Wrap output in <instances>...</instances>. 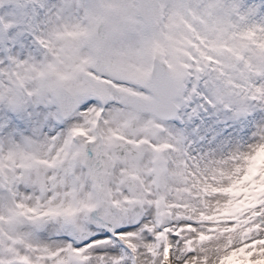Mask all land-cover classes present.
I'll list each match as a JSON object with an SVG mask.
<instances>
[{"label":"snow or ice","instance_id":"1","mask_svg":"<svg viewBox=\"0 0 264 264\" xmlns=\"http://www.w3.org/2000/svg\"><path fill=\"white\" fill-rule=\"evenodd\" d=\"M0 264H264V0H0Z\"/></svg>","mask_w":264,"mask_h":264}]
</instances>
